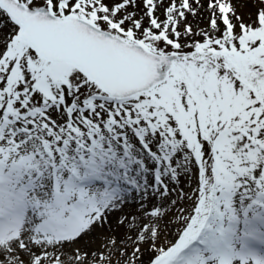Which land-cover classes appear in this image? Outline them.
I'll list each match as a JSON object with an SVG mask.
<instances>
[{"label":"snow or ice","instance_id":"snow-or-ice-1","mask_svg":"<svg viewBox=\"0 0 264 264\" xmlns=\"http://www.w3.org/2000/svg\"><path fill=\"white\" fill-rule=\"evenodd\" d=\"M0 264H264V0H0Z\"/></svg>","mask_w":264,"mask_h":264},{"label":"bare ground","instance_id":"bare-ground-1","mask_svg":"<svg viewBox=\"0 0 264 264\" xmlns=\"http://www.w3.org/2000/svg\"><path fill=\"white\" fill-rule=\"evenodd\" d=\"M240 11H244V9L240 8ZM135 208H136V206L134 203H129V206L125 208V212L131 213V212L135 211ZM117 215H119V213L110 217L111 222H115L114 220L117 218Z\"/></svg>","mask_w":264,"mask_h":264},{"label":"rangeland","instance_id":"rangeland-1","mask_svg":"<svg viewBox=\"0 0 264 264\" xmlns=\"http://www.w3.org/2000/svg\"><path fill=\"white\" fill-rule=\"evenodd\" d=\"M238 7H239V5H238ZM184 186H185V188H187L186 185H184ZM130 203H132V202H130ZM114 221H115V222H112L113 225H115V223H116V219H115Z\"/></svg>","mask_w":264,"mask_h":264}]
</instances>
